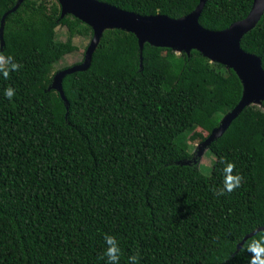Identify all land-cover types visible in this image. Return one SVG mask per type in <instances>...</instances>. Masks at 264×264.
<instances>
[{
  "label": "trees",
  "instance_id": "trees-1",
  "mask_svg": "<svg viewBox=\"0 0 264 264\" xmlns=\"http://www.w3.org/2000/svg\"><path fill=\"white\" fill-rule=\"evenodd\" d=\"M142 15L178 18L198 0H100ZM253 0H205L198 21L219 30ZM16 0H0V19ZM64 25L68 37L56 38ZM92 28L57 0H23L4 20L0 52L20 67L0 78V264H106L103 235L119 264H248L245 234L264 225V101L246 105L206 148L209 173L189 150L239 101L230 67L197 49L176 53L120 28L105 29L86 70L50 88L55 64ZM264 69V11L240 40ZM66 67V66H65ZM64 68V67H63ZM11 85L16 94L3 97ZM238 188L217 196L222 165ZM208 167H206L207 169Z\"/></svg>",
  "mask_w": 264,
  "mask_h": 264
},
{
  "label": "water",
  "instance_id": "water-1",
  "mask_svg": "<svg viewBox=\"0 0 264 264\" xmlns=\"http://www.w3.org/2000/svg\"><path fill=\"white\" fill-rule=\"evenodd\" d=\"M23 0L4 12L0 19V43L3 44L2 31L5 17L14 11ZM60 5V16L69 13L92 28V36L85 49L83 60L79 63L58 70L52 78L50 88L56 89L65 106L68 101L62 91V78L75 71L86 70L91 62L92 53L105 29L120 28L132 32L138 42L139 52L144 43L157 47H169L179 52L189 53L197 49L211 61L232 68L242 83V93L236 105L226 112L220 123L213 127L207 137L198 146L197 154L220 136L231 120L248 104L264 101V69L259 56L243 50L240 40L250 31L260 19L264 11V0H253L251 8L242 19L230 23L219 30L208 29L200 25L198 17L205 0L198 3L188 14L171 18L165 14L142 15L133 11L121 9L115 5L100 0H57ZM264 230V225L256 227L244 235L237 244L236 251L243 242L255 232Z\"/></svg>",
  "mask_w": 264,
  "mask_h": 264
},
{
  "label": "clouds",
  "instance_id": "clouds-1",
  "mask_svg": "<svg viewBox=\"0 0 264 264\" xmlns=\"http://www.w3.org/2000/svg\"><path fill=\"white\" fill-rule=\"evenodd\" d=\"M20 67L19 62L11 54H4L0 52V78L7 79L10 72H15ZM16 94V89L8 85L3 88L2 95L8 99H11ZM219 163L222 165L220 171L222 178L220 184L214 189L217 196L224 194L225 192H231L234 188H238L241 184L240 173L234 172V162L226 159L223 156L219 157ZM209 166H212V162H209ZM205 170L204 168L201 169ZM104 249L103 257L106 258V264H119L121 256V248L117 237L113 234L105 233L103 235ZM245 251L249 255L248 264H264V233H260L257 236L247 240L243 245ZM129 264H137L138 254H131L127 257Z\"/></svg>",
  "mask_w": 264,
  "mask_h": 264
},
{
  "label": "rangeland",
  "instance_id": "rangeland-1",
  "mask_svg": "<svg viewBox=\"0 0 264 264\" xmlns=\"http://www.w3.org/2000/svg\"><path fill=\"white\" fill-rule=\"evenodd\" d=\"M68 37V33H67V29L64 25H58L56 27V38L58 40H62L65 41ZM90 38L89 37H84L81 35H74L72 37V41L73 43L76 45V49L73 50L72 52L64 55L54 66V71H58L60 69H62L63 67H67L70 65H73L75 63H79L83 60L84 57V52L85 49L89 43ZM189 150H191L194 155H193V159L196 163H198L199 165H201V168H204L205 170L204 173H209L210 171V167L209 166V162L213 161L214 156L212 154H210L208 151H206V148L203 149L201 151L200 154L196 153L198 152V146L200 145L201 141L199 140V137L196 135H192L189 138ZM206 167H208L206 169Z\"/></svg>",
  "mask_w": 264,
  "mask_h": 264
}]
</instances>
